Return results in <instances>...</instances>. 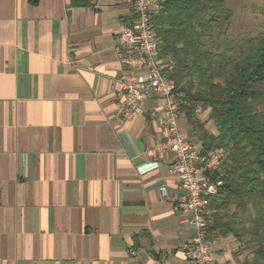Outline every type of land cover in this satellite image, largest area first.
<instances>
[{
  "label": "crops",
  "instance_id": "1",
  "mask_svg": "<svg viewBox=\"0 0 264 264\" xmlns=\"http://www.w3.org/2000/svg\"><path fill=\"white\" fill-rule=\"evenodd\" d=\"M134 18L122 0H0V264H194L174 155L149 154L164 100L151 91L124 119L117 96ZM211 245L237 264L234 238Z\"/></svg>",
  "mask_w": 264,
  "mask_h": 264
},
{
  "label": "trees",
  "instance_id": "2",
  "mask_svg": "<svg viewBox=\"0 0 264 264\" xmlns=\"http://www.w3.org/2000/svg\"><path fill=\"white\" fill-rule=\"evenodd\" d=\"M233 20L226 0H166L152 24L199 151L224 152L207 239L232 237L241 245L237 264H264V31L232 38ZM207 110L217 135L199 118Z\"/></svg>",
  "mask_w": 264,
  "mask_h": 264
},
{
  "label": "built area",
  "instance_id": "3",
  "mask_svg": "<svg viewBox=\"0 0 264 264\" xmlns=\"http://www.w3.org/2000/svg\"><path fill=\"white\" fill-rule=\"evenodd\" d=\"M135 14L132 24L124 25L120 32L122 45L121 63L125 69L120 78L118 99L124 119L141 113V104L151 91L164 100V117L160 125L167 138L158 141L149 151L152 158L162 159L174 155L173 171L180 183L176 204L183 222L194 230L192 238L184 245V253L194 264H214L212 245L207 239L209 207L220 187L221 179L215 173L221 171L224 162L222 150L201 154L199 147L180 130L179 104L175 84L169 80L166 70H172L171 59L159 56L160 41L152 24V17L160 12L166 0H122ZM221 178V175H220Z\"/></svg>",
  "mask_w": 264,
  "mask_h": 264
},
{
  "label": "rangeland",
  "instance_id": "4",
  "mask_svg": "<svg viewBox=\"0 0 264 264\" xmlns=\"http://www.w3.org/2000/svg\"><path fill=\"white\" fill-rule=\"evenodd\" d=\"M250 0H228V6L233 10L234 20L233 25L229 30V34L232 38H249L256 36L258 33L264 31V18L260 17L259 12L253 11L250 12ZM264 10V9H263ZM263 16V15H262ZM205 111H201L199 113L200 120L205 123L206 128L211 132L217 131L215 125L212 123L210 125L208 121V117L203 115ZM218 134V132H217ZM197 139H195L196 141ZM213 210H210V217L213 215ZM249 255V251H245L240 256V260H244L246 256Z\"/></svg>",
  "mask_w": 264,
  "mask_h": 264
}]
</instances>
